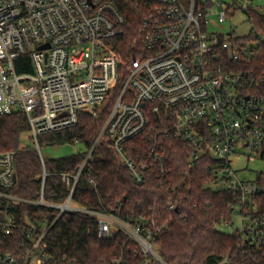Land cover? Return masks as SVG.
<instances>
[{
    "label": "built area",
    "instance_id": "built-area-1",
    "mask_svg": "<svg viewBox=\"0 0 264 264\" xmlns=\"http://www.w3.org/2000/svg\"><path fill=\"white\" fill-rule=\"evenodd\" d=\"M221 2L0 0V115L27 116L33 148L44 164L40 135L74 126L80 111L98 116L108 110L97 142H110L138 184L150 172L165 174V139L181 140L188 166L203 156L216 160L207 185L234 194L230 218L219 224L236 235V249L216 264H264V209L257 203L264 172L242 180L232 166L240 155L264 160V73L240 69V46L208 29V16ZM227 11L217 13L220 22ZM131 14L139 23L127 60L117 45ZM17 60L20 66L29 63L31 71L19 72ZM16 153L0 150V264H74L46 248L52 225L18 222L14 207L24 201L92 215L101 238L124 233L135 244L140 264H168L154 242L151 226L160 228L154 220L74 205L84 165L77 174L61 173L70 187L63 203L45 199V168L39 199L8 191L17 182ZM16 241L22 252L4 249ZM129 257L120 252L111 264H127Z\"/></svg>",
    "mask_w": 264,
    "mask_h": 264
},
{
    "label": "trees",
    "instance_id": "trees-1",
    "mask_svg": "<svg viewBox=\"0 0 264 264\" xmlns=\"http://www.w3.org/2000/svg\"><path fill=\"white\" fill-rule=\"evenodd\" d=\"M135 12V11H131ZM252 25L246 36H231L240 46L238 67L256 76L264 73V13L246 9ZM129 17L119 37L117 50L128 60L127 48L135 37L138 16ZM27 58V56L25 57ZM19 72L31 71L28 63ZM108 110L98 116L87 111L79 112V120L72 127L39 136L42 147L63 144L83 145V149L58 157H45L44 164L33 146H21V136L29 131L27 116L22 112L0 115V150H16L17 182L8 191L29 200L41 196L44 168L47 172L44 197L48 202L63 203L70 187L61 173L77 174L84 168L76 185L72 202L92 209H115L124 217L136 219L141 215L157 222L152 227L154 242L168 264H216L228 252L236 249L235 234L220 231L217 224L230 218V203L234 194L215 190L207 185L211 166L217 161L203 156L193 167L188 166L189 151L178 139L167 137V170L157 176L147 174L143 184L134 181L123 166L115 149L106 139L97 142ZM94 178L96 184L90 181ZM264 179V177H263ZM176 207L170 208L169 202ZM257 203L264 209V193ZM21 225L28 221L38 225H52L45 238L46 248L57 256L66 255L74 264H111L120 252L130 254L127 264H140L137 248L124 233L104 239L98 235L96 217L72 210L60 213L58 208L21 202L14 207ZM10 237L7 238V240ZM4 249L22 252L13 242Z\"/></svg>",
    "mask_w": 264,
    "mask_h": 264
},
{
    "label": "rangeland",
    "instance_id": "rangeland-1",
    "mask_svg": "<svg viewBox=\"0 0 264 264\" xmlns=\"http://www.w3.org/2000/svg\"><path fill=\"white\" fill-rule=\"evenodd\" d=\"M222 4L217 5L213 12L208 16V29L212 32L222 33L226 38L235 36H246L252 29L251 23L248 21L246 9L249 7H260L264 10V0H237L243 4V7H238L235 0H221ZM228 10L227 19L224 22L219 21L218 12L220 10ZM217 11V12H214ZM33 146L29 132H24L21 136V146ZM83 145L78 144H63L56 146L43 145L42 151L45 157H58L74 153L77 150L83 149ZM232 166L237 172V175L242 180H255L260 172H264V160L256 158L248 160L246 156L240 155L232 158ZM211 187L214 188L212 184ZM234 223H239L238 218H234ZM217 228L223 232H229L231 229L224 224H219Z\"/></svg>",
    "mask_w": 264,
    "mask_h": 264
},
{
    "label": "water",
    "instance_id": "water-1",
    "mask_svg": "<svg viewBox=\"0 0 264 264\" xmlns=\"http://www.w3.org/2000/svg\"><path fill=\"white\" fill-rule=\"evenodd\" d=\"M237 6L242 8V7H243V4H242L241 2H238V1H237ZM16 179H17V178H16V176H15V181H16Z\"/></svg>",
    "mask_w": 264,
    "mask_h": 264
}]
</instances>
